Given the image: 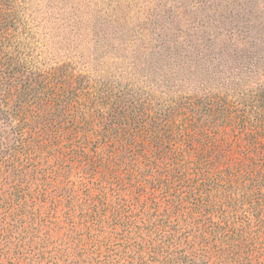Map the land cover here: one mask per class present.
I'll return each instance as SVG.
<instances>
[{"label": "rangeland", "instance_id": "374dc122", "mask_svg": "<svg viewBox=\"0 0 264 264\" xmlns=\"http://www.w3.org/2000/svg\"><path fill=\"white\" fill-rule=\"evenodd\" d=\"M15 1L20 58L34 72H58L77 99L42 130L0 114V264H137L151 214L167 213L178 227L232 224L212 212L199 217L192 204L203 183L220 184L238 162L245 137L178 114L159 141L150 133L119 139L110 114L119 95L141 91L145 101L161 78L154 64L172 62L173 44H195V30L243 36L255 49L264 0ZM203 45V55L226 51L217 39ZM175 204L177 217L168 208Z\"/></svg>", "mask_w": 264, "mask_h": 264}, {"label": "trees", "instance_id": "16d2710c", "mask_svg": "<svg viewBox=\"0 0 264 264\" xmlns=\"http://www.w3.org/2000/svg\"><path fill=\"white\" fill-rule=\"evenodd\" d=\"M17 9L15 0H0V114L42 130L67 115L77 94L69 95L70 86H65L58 72H34L24 64L15 32ZM195 32L200 35L196 46L173 44L177 56L173 55L172 62L154 64L161 78L156 80L159 85L147 91L145 101H141V91L113 101L110 132L119 139L150 133V139L159 141L163 134L158 137L159 132H166L171 118L183 114L207 130L217 132L221 127L245 137L238 162L218 174V188L212 185L214 181L203 183L207 188L192 204L199 217L212 212L217 218L235 219L232 224L219 220L205 227L189 222L178 227L172 226L167 213L146 215L151 219L141 228L144 235L139 236L135 258L137 264H264V35L253 49L243 36L223 40L220 34ZM212 38L217 39V48L223 45L226 51L212 48L203 55V41ZM139 65L147 67V63ZM160 95L164 101L160 102ZM87 102L77 100L75 105L85 107ZM219 188L220 196L210 195ZM168 208L177 217L180 204ZM142 248L144 254H140Z\"/></svg>", "mask_w": 264, "mask_h": 264}]
</instances>
